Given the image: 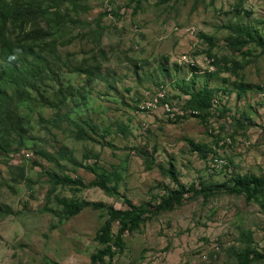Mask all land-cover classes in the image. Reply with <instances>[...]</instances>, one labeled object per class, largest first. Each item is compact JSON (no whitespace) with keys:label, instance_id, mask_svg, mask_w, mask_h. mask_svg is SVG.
<instances>
[{"label":"rangeland","instance_id":"rangeland-1","mask_svg":"<svg viewBox=\"0 0 264 264\" xmlns=\"http://www.w3.org/2000/svg\"><path fill=\"white\" fill-rule=\"evenodd\" d=\"M3 1L31 12L8 34L35 54L13 73L0 46V264H92L107 248L95 264H264V0H109L112 15L105 0ZM162 84L200 114L141 113L139 99ZM206 86L203 110L191 96ZM170 171L198 193L125 232L121 247L106 211L70 214L82 201L128 209L92 185L99 178L155 206L178 188ZM65 175L85 185L55 181ZM245 178L263 187L218 188Z\"/></svg>","mask_w":264,"mask_h":264},{"label":"trees","instance_id":"trees-1","mask_svg":"<svg viewBox=\"0 0 264 264\" xmlns=\"http://www.w3.org/2000/svg\"><path fill=\"white\" fill-rule=\"evenodd\" d=\"M32 15L29 9L19 8L16 4L4 2L0 0V46L1 55L5 65L13 73H20V68L18 64L23 58V54L28 49L29 53L35 54L31 45H24L20 42L18 38H11L8 34V29L11 24H16L19 27V34L25 31L26 25L31 21ZM38 38V35L35 37ZM213 96L212 89L208 86L200 88L197 93L192 94L191 101L193 100L197 103V107L203 110L207 109L211 105V99ZM190 101V102H191ZM189 104V100L186 101V105ZM189 106V105H188ZM11 116L16 117L13 111L8 110ZM78 138L80 139H90L84 130L80 129L78 133ZM193 151L201 153V146L196 145L194 142H190ZM141 154L147 155L144 151H139ZM148 161V158L146 159ZM93 170V169H91ZM168 174L177 183L178 188L172 192L165 193L158 198L155 206L152 207H138L133 202H131L128 197L124 194H120L116 187L107 184L104 178H99L97 181L92 182V185L99 186L105 191L117 194L124 198L128 209L121 210L116 208L114 205L106 204L99 201H82L74 203L70 208V214H77L87 207L93 209H102L106 211L110 219L113 221H118L121 225L119 230V236L115 241L117 247L122 246L121 236L125 232H133L140 228L142 224H145L151 220L158 213L163 211L172 210L176 207V204L180 203L185 197H188L190 193H198L194 188L186 189L184 186H180L179 182L172 175L170 171ZM57 183L61 184H73L77 186L85 185L81 178H72L71 176L65 175L61 178L55 179ZM263 187V183L256 179H237L231 186L222 185L219 189H224L230 194H240L242 192H254L257 189ZM187 194V195H186ZM3 211L0 206V212ZM7 214H11L9 210L6 211ZM109 229V222H107L99 232L100 240L104 243H109L110 238L108 236L107 230ZM111 255V248H107L101 251L99 254L92 257V264H95L98 260L103 259Z\"/></svg>","mask_w":264,"mask_h":264},{"label":"built area","instance_id":"built-area-1","mask_svg":"<svg viewBox=\"0 0 264 264\" xmlns=\"http://www.w3.org/2000/svg\"><path fill=\"white\" fill-rule=\"evenodd\" d=\"M113 3L105 0V10L109 15L116 11V7L112 6ZM115 7V8H114ZM211 58L210 61H213ZM179 62L189 66H196L198 61L196 58L189 54H183L179 58ZM137 109L141 113H152L157 109H161L165 117L172 120H181L185 117H194L200 114L199 111L186 105V100H175L168 92V85L162 84L156 88H151L145 91L137 103ZM27 157L30 153H25Z\"/></svg>","mask_w":264,"mask_h":264}]
</instances>
